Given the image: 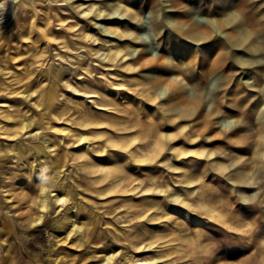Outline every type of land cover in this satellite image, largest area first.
<instances>
[{
    "label": "rangeland",
    "instance_id": "374dc122",
    "mask_svg": "<svg viewBox=\"0 0 264 264\" xmlns=\"http://www.w3.org/2000/svg\"><path fill=\"white\" fill-rule=\"evenodd\" d=\"M70 1L37 4L75 25L65 32L55 22L70 47L49 43L37 61L26 39L32 8L0 0V30L17 13L26 24V33L15 30L0 44L7 56L0 61V264H264V53L252 46V33L232 44L234 0H186L194 22H215L201 41L169 24L158 33L146 8ZM166 1L157 0L175 18ZM240 2L264 22V0ZM94 7L103 15L83 13ZM127 11H138L137 27ZM117 26L136 39L117 38ZM171 36L182 49L166 52L172 67L164 69L183 99L152 89L153 73L134 62L144 46L161 58ZM113 39L125 57L111 61ZM213 58L222 62L202 78ZM81 59L89 60L87 75L71 65ZM44 168L54 180L43 179ZM55 184L69 191L65 205L84 225L72 236L65 210L38 223L39 192Z\"/></svg>",
    "mask_w": 264,
    "mask_h": 264
},
{
    "label": "bare ground",
    "instance_id": "6f19581e",
    "mask_svg": "<svg viewBox=\"0 0 264 264\" xmlns=\"http://www.w3.org/2000/svg\"><path fill=\"white\" fill-rule=\"evenodd\" d=\"M119 1L123 2V3L125 2L126 5H128L131 9H138V8L139 9H143V8L149 9L150 12H152V14L154 15L153 20L150 22L152 23V27L154 28V30L157 31L158 33H160V31L163 27H165L169 24L170 26H172L173 29L175 28V31L181 37H184L186 39L190 38L193 40H197V41L200 40L201 41L202 39L209 38L211 35V32L213 30H215L214 28L216 27L215 22H211V27L210 26L203 27L200 24L194 22L193 17L195 15H194V13L191 14V11L186 9V7H187V1L186 0H167L166 1L170 4V7L168 6L169 8L175 9V12H174L175 18L172 17L171 14L170 15L166 14L163 10L164 7H162L161 4L159 2H157V0H141L139 3L135 2L134 0H119ZM22 2L24 4L29 5V7L32 8V11H33V13L31 14L32 18L29 19V26H28L29 27L28 28L29 29V33H28L29 36L28 37L29 38L26 36V39H29V41H30L29 48L36 50V52L34 54L33 53L31 54L32 59L40 61V58L43 57L46 53V45L49 43H52V42H57L58 44H62L63 47H67V48L70 47V42L67 40L66 35L63 32L61 34H57L54 30L55 22H58V25L63 26L64 27L63 30H65V32H66V30L69 32L72 29V27L75 26L74 24L65 23L67 18H68L66 15H64L60 11L55 12V14H52L50 8H48V9L40 8L37 4L41 3L42 0H22ZM49 2L50 3L64 2L65 6L71 5L70 0H49ZM17 4L19 5V3H17ZM83 4H82V6H83ZM232 7L233 8L235 7V9H233ZM122 8L123 7H114V10L119 12ZM67 9L70 10L69 8H67ZM246 9H247V6L245 7L244 4H241L240 0H234L232 2V6L230 9V13H229L230 14L229 15V22L230 23L234 22L233 24H235V27H236L235 30L236 31L233 33H232V31H230L231 32L229 34L230 40H231L232 44L238 46V45H241L243 43L244 37H246L252 33V35L254 36V38L252 39V46L255 48V50L264 53V22H262V20L259 19L253 13H252V15L249 13H245ZM88 10L89 9H84L83 13L85 15H89L90 12L91 13L93 12L96 16H102L103 12H104L103 9L95 8V7L92 8L91 11H88ZM233 10H236V11L233 12ZM218 11H216V12H218ZM127 12L129 13V18L131 19L129 25L137 27V25H135L133 22L134 21H137V22L140 21V15H139L138 11H127ZM70 13H71L72 18L76 17L74 12H70ZM209 16H210V14H209ZM54 17H55V19H54ZM19 18L20 17L17 13L13 17V20H12L11 24L9 25V27L6 30L4 29V31L0 30V44H1V46L5 43L7 44L9 39H12V36H13L12 32L13 31L20 29V30H22L23 33H26L25 32L26 31L25 30L26 24L25 23L22 24L24 21L20 23ZM225 19H227V18H225ZM78 20H80V19H78ZM229 24H227V26ZM220 25L222 27V24H220ZM19 26H20V28H19ZM232 28L234 29V27H232ZM222 31H225V30H222ZM115 35L117 38H120L123 36L132 37L133 41L137 37V35L134 32H131L128 29H123L119 26H117V28L115 30ZM85 36L87 38L96 39L94 34H89V35L85 34ZM116 39H113V41H110V40L108 41L109 44H111L110 53L108 55H106L105 57H107L111 61L115 60L119 56H121V58L125 57V52L122 51V46H120L119 43L114 44L116 42ZM17 40L19 42V39H17ZM9 41H11V40H9ZM164 42H165V50H164V54L161 58H155V57L151 56L148 52L147 46H144L139 51V54L136 57L134 62L139 63L141 68H144V69L153 73L154 76L149 77L150 80H153L151 83L152 89H154L155 91H162L163 94H167L168 96L172 97V99H173V97H174V99L177 97L180 99H183V96H185V92L181 88H179L176 84H174L170 79H168L166 77L167 74H165V69H164V68H170L171 69V67H172V64H171L170 60L168 59L166 52L167 51L175 52L176 50L180 51L182 48L179 46L178 47L175 46V44H174L175 41H174L173 36H171L168 39H165ZM14 44H15V42H14ZM19 44H21V43H19ZM15 46H17V45L15 44ZM219 48L220 47H218V50H219ZM80 56H82V55H80ZM6 57L7 56L5 54L0 53V61ZM83 59H84V56H83ZM83 59H81L77 62L75 61V63L71 64L72 66L77 67L78 75H80V76L89 74V71H88L89 60L87 59L84 61V64H81L83 62ZM218 59L215 58L212 61V63H210L211 67H210V69L208 68L209 71H205V70H204L205 72L202 71L203 72L201 74L202 78H205V77L207 78L209 76L214 75L213 71L218 67L219 63L222 62V60L220 61ZM79 62H81V63H79ZM187 62H189V61H187ZM193 63H195V61ZM181 69L184 70V67H182ZM208 79H210V78H208ZM257 81H258V84L261 85L262 78L259 77ZM202 99H203V94L202 95L200 94V96H197V97L195 96L185 106L188 107V110H189V108H192V107L196 108L201 103ZM183 103L184 104L187 103V100L183 101ZM190 105H192V107ZM177 108H179V106ZM186 114H187V111L185 108L184 111H182V116H185ZM7 116L9 119H14V114L11 112H9L7 114ZM20 126L24 127L25 122L24 121L20 122ZM156 144H157V147L155 148V150H156V154H158L160 151H162L164 143L161 139H159ZM41 153L42 154L47 153L46 148L41 149ZM41 175H42L44 180H48V179L54 180V177H52V169L51 168H44ZM57 186L58 185L55 184L53 190L49 189L46 186H43L41 188V191L39 192V196H38V199H39L38 205H39V209L41 212V214L38 216V223H43L46 216L48 214H50L51 211L59 212V211L65 210L66 212H69L67 219H66L65 231H66L68 236H72L75 231L77 232V231L82 230L84 225L78 224V221L75 219V213H74V211H72L73 207L72 206L69 207V206L65 205L69 201V195H70L69 191L67 189H64V188L56 189ZM53 193H55V194H53Z\"/></svg>",
    "mask_w": 264,
    "mask_h": 264
}]
</instances>
